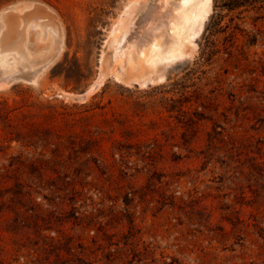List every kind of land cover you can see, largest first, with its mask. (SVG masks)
<instances>
[{"label": "rangeland", "instance_id": "rangeland-1", "mask_svg": "<svg viewBox=\"0 0 264 264\" xmlns=\"http://www.w3.org/2000/svg\"><path fill=\"white\" fill-rule=\"evenodd\" d=\"M134 1L0 0V54L47 53L0 78V264H264V0L121 70Z\"/></svg>", "mask_w": 264, "mask_h": 264}, {"label": "bare ground", "instance_id": "bare-ground-1", "mask_svg": "<svg viewBox=\"0 0 264 264\" xmlns=\"http://www.w3.org/2000/svg\"><path fill=\"white\" fill-rule=\"evenodd\" d=\"M176 2L175 5H170L168 0H143L141 8L136 10L138 3L134 1L125 8L122 17L128 18L127 13L135 9L134 13H131L133 16L129 17L126 23L123 22L117 31L112 29L111 32L118 48L113 58L120 64L121 70L124 69V63L122 64L124 58L126 61L123 62H126L127 67L131 69L156 68L180 58L184 43L195 45L194 41L202 33L203 25L210 15L212 0ZM130 21L132 22L129 23ZM30 28L34 31L32 36L36 37V43L41 46L38 38L39 30L33 25ZM164 34L173 38V42L165 49L162 44ZM21 52L26 56H21L22 53L17 52L0 54V78L4 79L3 81L7 79V84L19 79L34 82L46 65V62L40 61L43 60L42 57L47 56L44 46L35 50L36 56H29L25 49ZM38 57H40L39 61ZM28 72L32 73H30L31 78H24L22 75ZM102 77V74H99L90 88L78 96L83 99L95 87L102 85Z\"/></svg>", "mask_w": 264, "mask_h": 264}, {"label": "trees", "instance_id": "trees-1", "mask_svg": "<svg viewBox=\"0 0 264 264\" xmlns=\"http://www.w3.org/2000/svg\"><path fill=\"white\" fill-rule=\"evenodd\" d=\"M255 0H212V13L208 24L213 26L212 32L217 33L222 28L221 26V13L217 9L224 10L225 12H234L245 8L247 5L252 6ZM212 55V52L205 54L204 59L208 60V57Z\"/></svg>", "mask_w": 264, "mask_h": 264}]
</instances>
